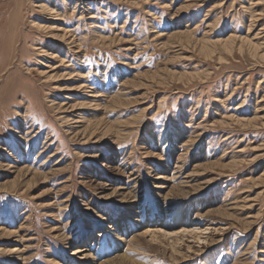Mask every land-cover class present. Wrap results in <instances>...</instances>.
Instances as JSON below:
<instances>
[{
  "label": "rangeland",
  "instance_id": "obj_1",
  "mask_svg": "<svg viewBox=\"0 0 264 264\" xmlns=\"http://www.w3.org/2000/svg\"><path fill=\"white\" fill-rule=\"evenodd\" d=\"M0 264H264V0H0Z\"/></svg>",
  "mask_w": 264,
  "mask_h": 264
},
{
  "label": "bare ground",
  "instance_id": "obj_2",
  "mask_svg": "<svg viewBox=\"0 0 264 264\" xmlns=\"http://www.w3.org/2000/svg\"><path fill=\"white\" fill-rule=\"evenodd\" d=\"M39 8H40L41 10H43V11L48 12L47 14H50V15H53V16H59L58 13L55 14L54 10H53V9H49L47 6L40 5ZM56 18H57V17H56ZM39 28H40V27H39ZM58 30H62V28L60 27ZM66 34H67V31L65 32L64 30H62V34L59 35V37H60V38L67 39V38H66ZM235 38H236V37H235ZM235 38L229 36V38H228L226 41H227L228 43L233 44V43L235 42ZM242 42H248V40H247V39H243ZM28 172L31 173V174H30V175H31V178L35 177L36 175H40V174H38V173H36V172L29 171L27 168L17 170V174H18V175H20V174H22V173H28ZM154 222H155V221H154ZM151 226L154 227L155 224L149 226V229H148V230H149L150 232H151V230H152V229L150 228ZM157 226H158V225H157ZM206 229H207V228H205V227H203V226L195 227V228H194V231H195V237H196L198 240H200V238H201V234L205 233V232H206ZM187 231H190V230H187ZM149 235H150V238H151L152 240H155V239L157 238L156 233H153V231H152ZM14 250H16V249L13 248V249L10 250V252H13ZM74 250H75V251L73 252L74 254H78L79 252H81V249H79V248H76V249H74Z\"/></svg>",
  "mask_w": 264,
  "mask_h": 264
}]
</instances>
